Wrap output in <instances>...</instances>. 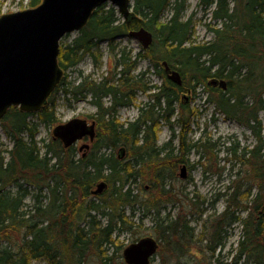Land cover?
<instances>
[{"label": "trees", "instance_id": "trees-1", "mask_svg": "<svg viewBox=\"0 0 264 264\" xmlns=\"http://www.w3.org/2000/svg\"><path fill=\"white\" fill-rule=\"evenodd\" d=\"M40 2L29 0L28 7ZM131 3L135 17L128 23L104 3L71 42L59 44L63 73L84 57L99 68L102 43L112 61L110 74L99 80L84 77L71 88L65 76L55 89L67 100L71 89L76 95L85 89L93 97L97 137L86 155L53 138L38 145L37 125L28 119L32 114L17 107L0 120L9 143L0 139V264H125L120 237L131 233L130 243L142 238L146 217L158 242L150 264L156 256L157 264H264V0H198L196 6L210 12L204 26L212 38L206 42L192 40L193 13L184 18L185 0ZM139 28L151 32L153 41L132 55L117 40ZM142 59L150 62L160 85L145 77L148 70L135 74ZM163 61L179 72L181 85L166 77ZM212 78L225 80L227 89L208 85ZM197 88L215 112L247 127L255 141L251 148H226L232 167L244 169L235 172L242 178L214 199L224 197L219 214L205 215V200L194 192L183 194L175 184L183 165L190 171L214 151L207 139L187 138L194 112L180 95ZM138 94L147 98L136 118L119 121V107L133 105ZM100 95L111 102L104 105ZM55 104L50 95L37 117L54 122ZM163 126L170 135L159 145ZM174 127L180 128L178 135ZM191 151L197 154L194 163L188 161ZM100 182L106 187L94 195ZM167 204L177 207L175 215L165 214ZM236 225L241 228L236 246L223 255Z\"/></svg>", "mask_w": 264, "mask_h": 264}, {"label": "water", "instance_id": "water-1", "mask_svg": "<svg viewBox=\"0 0 264 264\" xmlns=\"http://www.w3.org/2000/svg\"><path fill=\"white\" fill-rule=\"evenodd\" d=\"M104 3L114 6L127 23L135 17L131 0H41L35 7L0 15V120L10 107L26 113H37L44 107L63 74L58 65L60 40L66 34L80 31L93 11ZM127 37L143 49L153 41L152 33L145 28L130 30ZM162 66L167 78L181 85L179 72L170 69L165 61ZM207 84L227 89L223 79L212 78ZM84 136L93 140L94 122L87 124L86 120L73 118L52 129V138L60 140L65 148ZM186 176L183 165L179 177ZM105 187L100 182L92 193L100 194ZM157 249V240L145 236L125 246L122 257L125 264H150Z\"/></svg>", "mask_w": 264, "mask_h": 264}, {"label": "rangeland", "instance_id": "rangeland-1", "mask_svg": "<svg viewBox=\"0 0 264 264\" xmlns=\"http://www.w3.org/2000/svg\"><path fill=\"white\" fill-rule=\"evenodd\" d=\"M28 1L29 0H0V15L27 9L29 8ZM185 1L187 3V9L184 12V18L193 13L194 32L192 35V40L195 42H206L211 40L212 34L204 26L205 23L210 21L209 10L203 11L202 9L198 8L196 6L198 0ZM106 5V7L112 6L110 3H106ZM169 14V11L165 12L164 19L168 18ZM118 16L120 15L118 14ZM120 18L122 21L123 18L121 16ZM77 35L78 32L66 34L60 41L61 43L67 44L71 42ZM117 43L120 45V47H126L127 50H131L132 55L140 50H143L137 41L127 36L118 39ZM100 50L102 51L100 67L95 69L92 66L90 57H84L77 66V70L81 71L82 75H91L95 78H98L97 76L101 77L105 75L107 67H111L112 61L107 54L106 44H100ZM144 70H148L147 76L152 81V83L160 85L161 78L152 73L150 62L147 59H142L139 61L136 72ZM63 74L66 76V81L68 82L72 81V78L76 76V72H73L72 70H69L66 73L64 72ZM182 94L185 97H188L186 104L194 112V115L191 117L190 131L187 134V138L189 141H196L200 137L204 140L207 139L210 143H213L214 151L209 153V155L204 158L203 164L196 165L190 171L187 169L186 178H179L175 184L177 189H182L183 194H187L189 197H191L194 192L205 200L204 204L202 205V207L206 209L205 215L219 214L225 207L224 197H221L215 203H213L214 199L218 196V193H221L225 190L226 186L231 181H235L237 178L241 179L243 174L241 173L240 176H236L235 172L239 171L240 169H244L242 165L235 164V166L232 167L235 161L231 159V156L229 153H227L226 148L232 144H235L236 146L238 145L240 148H251L255 141L247 127L237 123L234 120L225 118L220 113L215 112L213 104L207 102V94L203 92L202 88H197L194 94L193 92L186 93V91ZM54 97L56 99V104L53 110L54 122H42L37 117V113H31L32 115L28 117L30 122L36 123L37 125L35 140L38 142V145H41L42 141L46 143L52 139V129L57 124L66 122L67 120H70L74 117H83L82 115H87L94 112V109L89 104L82 102L76 104L74 108H72L69 104V101L65 96H63L61 91ZM146 98V95L138 94L134 104L131 107L118 113L119 121L128 122L134 120L138 115L137 108L141 102L146 100ZM180 101H184L181 95ZM259 118L262 120L263 113L259 114ZM179 130V127H174V133L176 135H178ZM169 135V129L166 126H163L159 133L158 144L160 145L164 143L168 139ZM0 139L1 141H4L5 144L9 145L3 134L1 126ZM80 144L81 142L76 143L74 148L77 150ZM172 144L173 146L177 145L176 138ZM196 160L197 154L191 151L188 155L189 163H194ZM252 193H254V190ZM26 202L31 203L30 196L27 197ZM166 207L165 214H176L177 207H171L170 204H167ZM244 215L245 214L242 216ZM191 219L193 223H195L194 217ZM140 228L142 230L143 237L152 236L155 238L152 233L151 217L144 218L142 227ZM196 229L199 232V225L196 226ZM240 229V226L236 225L229 231L230 237L227 240L225 248L222 250L223 255L231 248H235L240 236ZM132 240L133 235H131V233H125L120 237L119 241L123 242V244L127 246ZM158 259V256H156L153 264H157Z\"/></svg>", "mask_w": 264, "mask_h": 264}, {"label": "flooded vegetation", "instance_id": "flooded-vegetation-1", "mask_svg": "<svg viewBox=\"0 0 264 264\" xmlns=\"http://www.w3.org/2000/svg\"><path fill=\"white\" fill-rule=\"evenodd\" d=\"M126 36H127V35H126ZM126 36H124V37H126ZM170 69H172V68H170ZM70 70H72L73 72H76V76L72 78V81H69L70 84H71V88L74 87V86L80 85L81 80H82V78H84V77H86L88 80H90V79H92V80H99V79L102 77V76H101V77L97 76L98 78H95V77H93V76H91V75H87V76L82 75V72L79 71V70H77V67L72 68V69H70ZM172 70H175V69H172ZM80 72H81V73H80ZM164 72H165V70H164ZM136 73H137V72L135 71V74H136ZM106 74H110L109 71H108L107 73H105V75H106ZM105 75H103V76H105ZM147 75H148V73L145 74V77H146L147 79H149V77H148ZM165 75H166V77H167L166 72H165ZM64 78H65V75L62 74V77H61V79H60L59 82L63 81ZM213 87H218V86H213ZM55 89H56V88H55ZM55 89H54V91L51 93V96H56V94L58 93ZM190 92H191L190 89L186 91V93H190ZM181 96H182L183 99H185V101L188 100V97H185L182 93H181ZM136 97H137V96H136ZM68 101H69V104H70V106H71L72 108H74V106H75L76 104L82 102V103H87V104H89V105L94 109V112L91 113V114L82 115L83 117H74V118H79V119L86 120L87 124H91L92 122H94L95 136H94L93 140H90L89 136H84L82 139L76 141L73 145H71V146L74 147V145H75L76 143L81 142L80 146H79L78 149H77V153H78V154L80 153L79 155L84 156V155H86V154L90 151V149H91V144L95 141V139H96V137H97V132H96V123H97V122H96V120L98 119V109H97L96 104L93 102V97L91 96V93H87V95H86V90H85V89L83 90L82 94H77V95L74 94L73 91H72V89H71V92L68 94ZM100 101L103 102L104 105H107V104H109V103L111 102V97H110V96H105V95H100ZM131 106H132V105H129V106H121V107H119V109H118V113H119L120 111L124 110V109H127V108L131 107ZM71 119H73V118H71ZM57 140H58V139H57ZM59 141H60V140H59ZM60 142H61V141H60ZM254 144H255V143H254ZM84 145H88V147H85ZM80 147H82V149H80Z\"/></svg>", "mask_w": 264, "mask_h": 264}]
</instances>
